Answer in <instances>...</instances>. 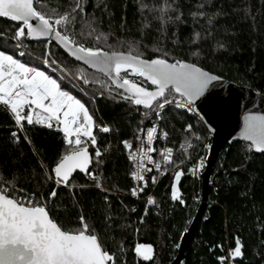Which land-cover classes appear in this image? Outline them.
<instances>
[{"label":"trees","instance_id":"1","mask_svg":"<svg viewBox=\"0 0 264 264\" xmlns=\"http://www.w3.org/2000/svg\"><path fill=\"white\" fill-rule=\"evenodd\" d=\"M76 2L34 0V7L57 16ZM79 2L86 8V22L96 32L87 35L85 21L78 19L73 26L78 43L102 50H111V45L125 52L131 47L144 59L163 57L167 53L169 62L181 59L197 64L229 82L264 95V0H168L175 11L165 17L167 22L159 19L160 13L155 10L165 0ZM201 4L205 5L203 9L199 8ZM198 11L206 15L193 16ZM177 15L181 17L179 20L175 19ZM208 17L212 18L211 23ZM18 27V23L0 18V50L14 58L19 51L13 41ZM81 30L85 32L82 37L78 35ZM100 33L107 36L106 43L102 38L97 40ZM196 33L200 34L199 39L195 38ZM21 44L28 53L38 57L44 56L47 46L53 58L73 75L80 68L90 78L106 80L69 59L52 42L36 43L25 35ZM22 60L31 61L27 55ZM131 80L151 88L142 78L134 76ZM81 84L84 90L104 91L99 84H89L92 90L89 85ZM63 86L86 104L96 122V148L103 153L102 163L97 165L94 150L88 149L93 159L90 171L97 175L101 187L97 188L84 173H75L68 187L61 185L57 197L48 201L50 214L66 229L80 227L79 218L83 215L103 247L115 255L117 264H171L180 237L198 208L200 177L192 179L187 165L198 155L206 156L205 126L185 112L165 109L160 130L168 133V144L175 148L174 163L156 186L136 199L130 192L131 166L125 158L122 141L134 142L137 130L152 111L123 101L116 93L109 95L104 91L90 101L83 97L84 90L80 93L78 88L69 89L64 83ZM13 122L10 112L0 105V181L4 182L1 184L14 185V195L35 194L37 202L43 204L56 188L54 176L49 180L46 173L65 150L63 136L55 122L51 129L24 122L23 130L17 129ZM189 124L191 131H185ZM99 126H108L110 132H100ZM13 131L18 133L19 142L11 136ZM188 141L193 146L180 152L177 145ZM206 142L211 145V136ZM249 146L233 141L218 154L210 177L208 202L181 264H220L218 257L221 256L226 258L225 264H264V153L254 152ZM176 171L183 173L177 182V195L184 204L171 197ZM148 193L155 201L150 206L146 203ZM237 238L242 245V256L233 259L230 252L235 249ZM138 243L152 246L150 261L136 255Z\"/></svg>","mask_w":264,"mask_h":264},{"label":"snow or ice","instance_id":"2","mask_svg":"<svg viewBox=\"0 0 264 264\" xmlns=\"http://www.w3.org/2000/svg\"><path fill=\"white\" fill-rule=\"evenodd\" d=\"M204 7V4L199 6L200 9ZM155 10L160 13L158 18L164 22H167L165 17L175 11L168 0ZM205 15L203 11L193 13V16ZM0 18H7L19 24L15 31L18 47L23 46L21 39L25 35L35 40L54 38L58 46L75 61L106 78V80L90 78L89 74L80 68H77L75 74L69 78V73L60 67L57 60L46 58L44 60L46 68L52 67L53 70L61 72L59 78H53L46 70L29 66L19 58H14V55L0 50V105L6 106L20 130H23L24 122L30 126L43 125L50 129L55 122L57 130L63 133L65 144L64 152L59 155L50 172L46 173L49 180L54 176L56 188L52 189L43 204L37 202L35 194L31 198L18 199L13 194L14 185L5 184L0 187V264H117L115 255L103 247L95 229L83 215L79 218L80 227L66 229L50 214L48 201L57 197L61 185L68 187L77 170L94 181L97 188L101 187L97 175L90 171L92 158L88 149L89 143L93 147L98 144L94 132L96 122L86 104L71 91L66 90L63 81L69 79L73 87L77 86L76 82H82V85L99 84L109 95L116 93L121 100L151 110L158 118H162V113L169 105L195 113L197 101L205 97L210 86L221 78L194 63L181 59L169 62L166 58L167 53L163 57L144 59L142 54L131 47L125 52L115 50L111 45H109L111 50H102L100 47H87L78 43L75 38L77 33L73 31L78 19L85 21L87 35L92 36L96 32V29L86 22V8L79 0L68 11L57 16L36 10L34 0H0ZM180 18V15L175 17L176 20ZM208 20L211 23L212 18L208 17ZM78 35L82 37L85 32L81 30ZM199 35L196 33L195 38L199 39ZM101 38L107 42V36L103 33L97 35V40ZM25 54L20 52L21 57ZM45 55L48 57L50 53ZM122 73L142 78L152 86V90L127 76H122ZM191 129L192 125L189 124L185 131ZM99 130L102 133L110 132L108 126H99ZM143 131L140 129V132ZM156 133V127L147 129L146 144L144 139L137 135L136 139L140 141V146L135 150L132 143L122 141L128 151L129 161L136 168L131 175L134 180L143 182L145 187H147L145 173L153 170L147 165H154L157 171L162 168V163L154 160L152 156L156 151L153 147ZM163 135L167 138L168 133L164 132ZM11 136L19 142L16 131H13ZM240 137L244 141H250V148L264 153V115L246 114L243 117ZM102 155L97 148L95 152L97 165L102 163ZM160 155L163 157V165L174 163L172 148L161 150ZM199 167H203V160L200 161ZM182 174V171L175 172L171 194L173 201L179 199L176 182L180 180ZM152 182L156 183L155 177L152 178ZM140 191H143V188ZM131 194L137 196V189L133 188ZM179 202L185 203L183 199H179ZM154 203L153 198L149 197L148 204ZM135 253L145 261L153 258L151 245L138 243L135 246ZM230 256L233 259L242 256V245L238 238ZM225 259L223 256L218 257L220 264H225Z\"/></svg>","mask_w":264,"mask_h":264},{"label":"water","instance_id":"3","mask_svg":"<svg viewBox=\"0 0 264 264\" xmlns=\"http://www.w3.org/2000/svg\"><path fill=\"white\" fill-rule=\"evenodd\" d=\"M33 23H35V21H33ZM30 40L36 43L40 41L52 42L69 59L87 68V66L75 61L73 57L69 56L62 47H59L54 38L51 40L44 38ZM87 69L95 72L93 69ZM148 85L151 87L148 89L152 90V86L150 84ZM197 112L201 116L206 129L211 134L212 142L208 150L205 165L199 175L201 182L198 208L187 230L180 237L177 254L171 264H181V261L184 259L185 251L192 237L191 234H193L203 214L204 207H206L208 202L210 194V177L218 154L224 149L226 144L233 141L245 142L250 145V141H244L240 137V130L243 127V117L246 114L264 115V95L257 91H253L251 88L239 86L221 78L210 86L209 90L205 93V97H201L200 100L197 101ZM253 151L256 152L254 149ZM91 166L92 164L90 168ZM75 173L80 172L77 170Z\"/></svg>","mask_w":264,"mask_h":264},{"label":"built area","instance_id":"4","mask_svg":"<svg viewBox=\"0 0 264 264\" xmlns=\"http://www.w3.org/2000/svg\"><path fill=\"white\" fill-rule=\"evenodd\" d=\"M17 45V43H16ZM20 52H24L26 53V51L23 49V47H19V51H18V56H20ZM46 53H49L48 51H46ZM24 56H20L19 58H23ZM46 58H49V59H52L51 56H48ZM45 58V59H46ZM44 59V60H45ZM43 62V66L45 69H47L46 71H52L53 68L52 67H45V64H44V61ZM61 67V66H60ZM54 71V70H53ZM56 71V70H55ZM71 77V76H69ZM68 83H69V79H68ZM71 85V87H73L72 83H69ZM77 86L76 87H73V88H78V89H82V87L80 86V84L78 82H76ZM6 107V106H4ZM169 108V109H172V110H176V111H180V112H185L186 114L190 115V116H193L198 122H200L203 126H205L202 122V119H201V116L199 115V113L196 111L195 113L193 112H188L184 109H178L176 108L174 105H169L166 107V109ZM7 109V108H6ZM8 110V109H7ZM9 111V110H8ZM10 112V111H9ZM11 114V113H10ZM163 114V113H162ZM12 115V114H11ZM13 118V116H12ZM13 121H14V118H13ZM160 121H161V118H158L155 113L152 111L148 117L144 120V123H143V126H141L138 130H137V133H136V137L137 135H140L144 141H145V144H146V132H147V129L148 128H151V127H156L157 128V133L155 134V139L153 141V147L156 149L155 152L152 153V156H153V159L154 160H157V161H160L162 163V168L160 171H157L154 167V165H147L148 167L152 168L153 170L151 172H146L145 173V177H146V180H147V187L144 186V183L143 182H138L136 180L133 179L131 173L133 171H136V168L134 166V164L129 161L128 159V151L124 148L123 146V143H122V147L124 149V153H125V158L127 160V162L130 164L131 166V173H130V182H131V189H130V192H132V189L133 188H136L137 189V192H138V195L137 196H133L135 197L136 199L140 197L141 194H145V192L151 188V187H154L156 186L160 179L163 178V176L165 175V173L167 172V168L171 165V164H168V165H163V157L160 155V152L161 150L163 149H166V148H172L173 149V156H172V159L174 157V146L172 147L170 144H168V141H167V138L164 137L163 133L164 132H161L160 130ZM15 123V121L13 122ZM15 127L17 129H19L16 125ZM206 128V127H205ZM140 129H143L144 131L143 132H140ZM207 132H205V136H204V143H203V146L205 147L206 149V156L203 158L201 155H198L196 156L195 160L193 163L191 164H188L187 165V172L188 174L190 175V177L192 179H198L200 173L202 172L203 170V167L205 165V161H206V157H207V154H208V150H209V147L210 145L208 144L207 139L210 138V133L208 132V130L206 129ZM61 135L63 136V133L60 132ZM132 143L133 145V150H135L137 147L140 146V141H138L136 138H135V141L134 142H130ZM189 145H191L189 147ZM206 145L208 147H206ZM193 146L192 142L191 141H188L186 143H180L177 145V148L180 152H186L187 150H189L191 147ZM91 147L93 150H94V153L96 152L97 148L96 147H93L90 143L88 144V148ZM203 160V167L200 168L199 167V164H200V161ZM193 169H195V171H193ZM155 177L156 178V183H153L152 182V178ZM4 185L0 183V187H3ZM143 188V191H140V189ZM16 197L19 199L21 197H25V198H31L32 196H20V195H17L16 194ZM149 197H151V194L148 193V195H146V203L147 205L150 206V204H148V199ZM152 205V204H151Z\"/></svg>","mask_w":264,"mask_h":264},{"label":"rangeland","instance_id":"5","mask_svg":"<svg viewBox=\"0 0 264 264\" xmlns=\"http://www.w3.org/2000/svg\"><path fill=\"white\" fill-rule=\"evenodd\" d=\"M13 41H14V43L16 42L17 43V41H16V39H13ZM16 45V44H15ZM23 47V49L25 50V47L24 46H22ZM17 48L19 49V47L17 46ZM46 50H47V46H46ZM46 50H45V54H46ZM26 51V50H25ZM44 54V56L43 57H38L36 54H33V53H28L27 51H26V54L24 55V57L27 55L28 56V58L31 60L29 63H27L26 61H23L22 59L24 58H19L20 56H18V54H17V58H19L22 62H25V63H27L29 66H35L34 64L36 63V64H40L41 65V67H42V69H41V67H40V70H44L45 68H44V66H43V62L42 61H44V59L46 58V55ZM50 56H51V58L52 59H54L53 58V56L50 54ZM58 63H59V65L62 67V68H64L65 70H66V72H68L69 73V76H71V75H73L72 74V72L70 71V70H68L67 68H65V66L62 64V63H60L59 61H58ZM35 67H37V66H35ZM39 68V67H38ZM47 70V69H46ZM48 73L47 74H50V75H52L53 76V78H59L60 76H61V72L59 71V70H52V71H47ZM122 76H127V78H129V79H131V77H134V76H130L128 73H122ZM70 78V77H69ZM63 83L66 85V87H68L69 89L71 88V89H73L72 87H71V85L68 83V79H65L64 81H63ZM81 84V83H80ZM82 85V84H81ZM90 87H91V85H89ZM74 90V89H73ZM91 90H92V87H91ZM77 91H79L80 93L82 92V89L80 88V90L79 89H77ZM84 95H83V97L84 98H86V99H88V100H90V101H92V100H95L94 99V97L95 96H101V93L99 92L98 93V91H96V90H92V91H88V90H84ZM92 93H94L93 94V96L91 95Z\"/></svg>","mask_w":264,"mask_h":264},{"label":"bare ground","instance_id":"6","mask_svg":"<svg viewBox=\"0 0 264 264\" xmlns=\"http://www.w3.org/2000/svg\"><path fill=\"white\" fill-rule=\"evenodd\" d=\"M46 51H48V50H46Z\"/></svg>","mask_w":264,"mask_h":264}]
</instances>
